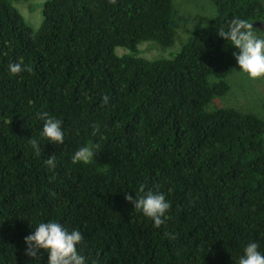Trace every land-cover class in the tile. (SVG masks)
<instances>
[{
	"label": "trees",
	"instance_id": "1",
	"mask_svg": "<svg viewBox=\"0 0 264 264\" xmlns=\"http://www.w3.org/2000/svg\"><path fill=\"white\" fill-rule=\"evenodd\" d=\"M207 1L211 17L180 52L149 61L141 43L175 44L174 0H44L35 36L0 0V264H34L24 237L48 219L79 228L95 264H236L250 240L264 251V116L208 108L237 67L216 30L241 17L264 31V2ZM21 57L31 72L10 76ZM41 111L66 135L36 157ZM87 143L93 162L73 165ZM142 186L171 202L158 228L125 199Z\"/></svg>",
	"mask_w": 264,
	"mask_h": 264
},
{
	"label": "clouds",
	"instance_id": "2",
	"mask_svg": "<svg viewBox=\"0 0 264 264\" xmlns=\"http://www.w3.org/2000/svg\"><path fill=\"white\" fill-rule=\"evenodd\" d=\"M216 33L234 49L232 56L236 62L237 71L252 80L264 77V31L257 32L253 22L248 19L233 17L220 26ZM31 70L30 66L24 64L22 57L7 65L10 76L19 75L24 71L31 72ZM103 101L107 103L108 97L104 96ZM36 118L41 122V127L36 136H31L27 143L32 153L36 157H41L45 144L62 145L64 143L66 130L62 120L47 111L37 112ZM98 131L99 125L93 127V134ZM97 147L98 145L92 143L77 147L70 156L71 163L73 165L92 163ZM43 163L49 171H53L57 166L56 157L53 155H48ZM125 199L133 205L136 212L150 219L153 227H160L168 219L171 202L160 191L145 189L142 186L135 193V197L125 193ZM32 229L30 234L24 237V254L31 258L34 264H41L45 253L47 254L45 264H95L91 257L83 252L84 238L79 228L69 229L58 219H48L35 221V227ZM166 235L174 238L170 234ZM236 264H264V251L261 250L260 243L255 240L248 241L243 246Z\"/></svg>",
	"mask_w": 264,
	"mask_h": 264
},
{
	"label": "rangeland",
	"instance_id": "3",
	"mask_svg": "<svg viewBox=\"0 0 264 264\" xmlns=\"http://www.w3.org/2000/svg\"><path fill=\"white\" fill-rule=\"evenodd\" d=\"M12 7L18 10L24 22L35 36L44 23V0H9ZM264 2V0H262ZM214 5V3H213ZM176 16L179 22L178 34L172 47H163L157 42H143L139 45L138 57L153 61L156 54L160 59H169L180 52L182 46L193 36L192 32L206 18L211 17V7L207 0H174ZM215 6V5H214ZM215 8V7H214ZM160 48V49H159ZM127 51L117 48V54ZM228 76L230 91L224 97L214 98L209 109L237 108L248 113L264 116V77L248 79L245 74L236 70Z\"/></svg>",
	"mask_w": 264,
	"mask_h": 264
},
{
	"label": "flooded vegetation",
	"instance_id": "4",
	"mask_svg": "<svg viewBox=\"0 0 264 264\" xmlns=\"http://www.w3.org/2000/svg\"><path fill=\"white\" fill-rule=\"evenodd\" d=\"M257 24H261L260 22H258Z\"/></svg>",
	"mask_w": 264,
	"mask_h": 264
}]
</instances>
